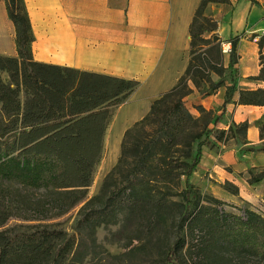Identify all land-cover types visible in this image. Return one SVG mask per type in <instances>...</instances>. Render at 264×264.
<instances>
[{"label": "trees", "instance_id": "1", "mask_svg": "<svg viewBox=\"0 0 264 264\" xmlns=\"http://www.w3.org/2000/svg\"><path fill=\"white\" fill-rule=\"evenodd\" d=\"M5 2L15 25L18 54H0V264H77L87 228L117 208H127L133 216L147 205L158 210L178 209L179 229L189 225L192 233L198 231V237H192L196 240L195 258L184 260L182 249L187 240L180 235L168 255L174 264L264 262V212L246 207L240 215L204 205L202 192L190 180L204 145L209 143L213 123L202 105L198 117L186 107L184 97L194 91L191 83L206 95L226 86L216 122L238 90V45L243 36L227 40L231 51L225 65L219 21L206 13L210 3L231 1L202 0L190 27V61L185 73L153 102L146 116L126 130L121 156L106 176L102 194L89 199L81 209L77 237L59 223L47 221L87 197L102 158L112 108L133 92L139 81L36 61L26 1ZM258 45L262 68L254 78L264 80V34ZM239 102L264 105V87L240 90ZM248 125L241 122L218 129L217 140L223 141L226 134L227 139L245 135ZM261 136L264 138V121ZM115 177L120 183L108 189L110 181H117ZM262 177L264 170L252 173L251 179ZM226 188L239 193L238 187L228 182ZM162 190L163 195L158 200L154 197V202L152 197ZM105 193L107 198L101 202ZM96 201L100 207H92ZM12 218L37 222L5 227Z\"/></svg>", "mask_w": 264, "mask_h": 264}, {"label": "crops", "instance_id": "2", "mask_svg": "<svg viewBox=\"0 0 264 264\" xmlns=\"http://www.w3.org/2000/svg\"><path fill=\"white\" fill-rule=\"evenodd\" d=\"M25 1L35 37L32 53L36 61L139 81L137 88L112 108L104 139L107 138L110 149L113 143L118 144L129 127L150 112L153 102L172 89L185 73L190 61V27L202 2ZM230 1L229 4L210 3L206 9L207 14L219 21L218 34L223 40L242 35L244 31L254 30L260 25L263 26L258 30L263 31L264 0ZM1 13L5 17V11ZM15 34L10 35L11 38L15 36L14 44L8 53H4L6 55L18 54ZM238 53V90L217 128L229 129L234 123L248 122L244 140L239 145L237 137L223 141L216 139L219 148L204 147L190 180L204 190L214 191L216 188L224 199L244 202L248 207L264 212V177L251 179L252 173L264 170V150L259 146L264 142L261 136L264 105L239 102L240 90L264 87V80L254 78L262 68L257 39L243 36ZM5 77L9 81L7 73ZM195 94L190 98H198V104L207 108L222 105L223 109L226 86L207 96ZM251 146H256V150H251ZM107 155L109 161H113V157ZM226 182L237 186L239 193L227 189L224 186Z\"/></svg>", "mask_w": 264, "mask_h": 264}, {"label": "rangeland", "instance_id": "3", "mask_svg": "<svg viewBox=\"0 0 264 264\" xmlns=\"http://www.w3.org/2000/svg\"><path fill=\"white\" fill-rule=\"evenodd\" d=\"M3 10L5 11V17H3L1 13V11L3 12ZM7 21L12 22L13 33L15 34V25L8 15L6 2L5 0H0V53L3 55H6L4 53H8L11 50L14 44L13 39L15 37L14 36L13 38H11L8 32L6 24ZM261 26L263 25L257 26L254 30L244 31V33H242V36H246L251 40H254V35H258L259 39L260 36L263 35L262 31L258 30V28H260ZM208 37H210V35H208ZM228 59L229 55L227 53H224L225 65L228 64ZM237 74L239 73L236 71V75ZM213 77L214 79H218V75L215 73L213 74ZM4 78L7 79L5 77V74ZM191 86L194 87V91L184 97L185 105L193 115L197 117L202 116V113L198 109L201 105L197 103L199 99H192L190 97L195 93V95L200 96L207 95L203 94V92L196 88L192 83ZM201 89H203V87ZM214 92L215 91H213L212 93ZM22 99H25L24 95L22 96ZM202 106L209 112V118L213 120V123L210 124V140L209 143L204 145V147L219 148L217 147L215 141L217 139V136H219V128H217V125L220 121L216 122L215 120L222 112V105L215 108H207L204 105ZM244 137V133H239L236 138L237 142L239 143L244 140ZM227 138L228 137L226 134L223 140H226ZM122 141L123 138L118 142L116 150H114V153L112 154L113 161H109V155H107V153L110 154L111 149L108 145L107 138L106 140H104V150L102 158L96 166L92 184L88 188L87 197L65 214L47 222L59 223L60 227L66 229L76 237L78 236L75 228L78 219L81 217V209L89 199L100 196L102 194L105 178L108 173L116 166L119 157L121 156ZM259 146L260 148H264V142ZM256 148V146L250 147L251 150H256ZM260 172V170L256 171L257 174H259ZM114 179H117V181H110V186L108 189H110L115 182L120 183V179L116 177ZM226 183H224L225 187ZM159 186H163L162 182ZM199 189L203 195L204 205L213 204L216 205L221 211L240 215H244L242 208L248 207L244 202H234L232 200L224 199L218 194L219 192L216 191V188L214 191L204 190L202 188ZM159 191L155 193L152 199L154 197L156 200L160 199V197L163 195L164 190H162L161 192ZM106 192H108V190ZM106 198L107 193L104 194L103 198L100 201L102 202L106 200ZM149 198L150 197H147V199ZM212 198H217L221 202H213ZM100 201L94 202L92 207H100ZM35 222L37 221L12 218L5 225V227L13 226L19 223L28 225ZM178 222L179 212L176 208L164 207L162 210H158V207L156 208L152 205H147L141 208L136 213V215L133 216L127 208H117L113 210V212H111L108 216H106V218L99 219L98 224L93 227L87 228L85 234L86 237L79 247L77 264H174V262L170 260V257L168 255L171 254L174 242L180 235L184 236L187 240V243L182 249V256L184 260H186L187 262H191L195 258L196 254V251L193 247V243L196 240L193 238L198 237V231L194 230L192 233V230L188 228L189 225H185V227L180 230L178 227ZM236 263L264 264V262L260 263L259 261H255L254 263H244V261L240 263L236 261Z\"/></svg>", "mask_w": 264, "mask_h": 264}, {"label": "bare ground", "instance_id": "4", "mask_svg": "<svg viewBox=\"0 0 264 264\" xmlns=\"http://www.w3.org/2000/svg\"><path fill=\"white\" fill-rule=\"evenodd\" d=\"M6 24H7V29H8V32H9V34L11 35V36H13V26H12V22L11 21H7L6 22ZM119 139V136H118V138H117V140ZM116 145H117V143L115 142V143H113L112 145H111V149H112V151H111V153H110V157L112 158V154L114 153V150H116Z\"/></svg>", "mask_w": 264, "mask_h": 264}, {"label": "built area", "instance_id": "5", "mask_svg": "<svg viewBox=\"0 0 264 264\" xmlns=\"http://www.w3.org/2000/svg\"><path fill=\"white\" fill-rule=\"evenodd\" d=\"M262 34H264V29L262 31ZM254 38L258 39V36H255ZM222 47H223V52L229 54V52L231 51V43L228 41H225L223 42Z\"/></svg>", "mask_w": 264, "mask_h": 264}]
</instances>
